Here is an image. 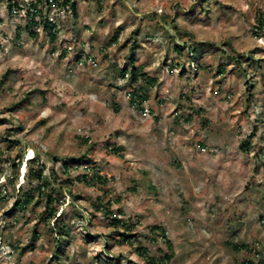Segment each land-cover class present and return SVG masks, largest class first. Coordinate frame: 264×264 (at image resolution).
Returning a JSON list of instances; mask_svg holds the SVG:
<instances>
[{"label":"rangeland","instance_id":"rangeland-1","mask_svg":"<svg viewBox=\"0 0 264 264\" xmlns=\"http://www.w3.org/2000/svg\"><path fill=\"white\" fill-rule=\"evenodd\" d=\"M70 1L74 12L63 0H0V264H147L139 246L166 252L155 225L169 264L263 263L264 0ZM32 4L36 37L25 30ZM130 61L154 84L122 78ZM139 87L143 110L129 104ZM33 164L69 227L61 239L45 194L15 206L37 185ZM91 167L107 184L64 183ZM121 233L136 239L121 244Z\"/></svg>","mask_w":264,"mask_h":264},{"label":"trees","instance_id":"trees-1","mask_svg":"<svg viewBox=\"0 0 264 264\" xmlns=\"http://www.w3.org/2000/svg\"><path fill=\"white\" fill-rule=\"evenodd\" d=\"M56 1V0H54ZM10 4V2L8 3ZM11 5V4H10ZM14 8H18L17 4L13 3ZM32 6L35 10H32L31 13H28V21L29 23H27L25 30H27L30 34V36L32 37H36V34L33 33V31H31V27L36 26L35 23V16L34 14H40V12L35 8L36 5L32 4L30 5ZM61 6H68V9H70L71 11H75V5L74 3H72L70 0H63V3ZM262 26V22H259V28H261ZM42 30L45 31V33L48 36V40L49 41H53L55 36H56V30L55 27L47 22L42 23ZM186 33H184L185 36ZM116 36L115 35L112 38V42L116 41ZM176 51H180L181 48L176 47L175 49ZM220 71V69L218 70ZM120 76L122 78L130 76V80L131 82H137L139 81V79H142L145 84L147 86L153 85L154 84V79H151L149 77H147L143 72L142 69H139L138 67L134 66V62L130 61V66L128 68L123 67L120 70ZM145 87H139V88H133L132 90H130L128 92V98H129V104L130 106H132L133 108L137 109V110H143L142 105L147 101L148 97L145 93L144 90ZM11 143V141L9 140L8 143ZM251 147L250 144V140H246L243 141L240 145V149L244 152L249 151ZM110 150H112L113 153L115 154H119V152L122 151L121 147H109ZM119 156V155H118ZM81 158H85V156H82ZM54 161H57V159L53 158ZM35 163V160H30L29 163ZM38 162H36V166ZM34 165V164H33ZM34 166H30L29 171L27 173V178L29 180V183H33L36 182L37 185L36 186H31V188L25 192L23 195H21V198H19V200H17V202L15 203V206L22 210L25 207H27L29 204H31L33 202L34 196H33V192H38V194H40V196L42 197V194H45V200H46V205L44 208V213H46V221L49 220H53V229L56 230L57 233H59V238H63L64 235H68L69 234V227L66 225L64 220L59 219L60 215L56 217V212H57V208L54 207V204L56 202H59L56 198H53L52 195L48 194V190H49V182L46 180L45 176H44V168H38ZM89 170L91 173V177H88V174H83V175H79L78 177H76L75 179H71L69 180L68 178L64 181V183H69L70 185L72 184L73 181H81L83 182L85 185L89 186L91 184H101V185H105L107 184V179L105 177H102L101 175H99V170L95 167H91ZM69 171V166L68 164H64L62 166V173L65 174L67 176ZM95 181V182H94ZM11 184V187L13 186V181H9ZM136 188H134L133 190H135ZM120 201V198H118ZM110 203L111 200L107 201V204H105L104 202L100 201V199H97L96 201V205H95V210L97 212H101L105 217H111V216H117V214L112 213L111 211H109L110 208ZM119 212V211H118ZM119 215L121 214V212L118 213ZM110 223L111 226L113 228H117L119 226H123V228L126 230V232H129L133 229L134 225L130 224L129 220L127 221H121L119 219H110ZM149 232L152 233H159L161 235V238L163 239V241L165 242L166 245V252H164L162 255H160L159 257H148V251L142 247L139 246L137 249V253L143 257H145L146 263L147 264H169L173 257H174V252H173V247L171 242L167 239L166 237V232L165 230L161 227V226H152L149 229ZM36 236V235H35ZM136 238L134 236L129 235L128 233H121L120 234V239L119 241L121 242V244L123 242L130 244L133 240H135ZM134 242V241H133ZM57 245V244H56ZM232 246V251L238 252L240 250L244 251H248V252H257L256 250V246H249V247H244V246H238V245H231ZM58 247H56V252H58ZM240 264H253L252 261L250 260H244L243 262H241ZM260 264H264L260 262Z\"/></svg>","mask_w":264,"mask_h":264},{"label":"bare ground","instance_id":"bare-ground-1","mask_svg":"<svg viewBox=\"0 0 264 264\" xmlns=\"http://www.w3.org/2000/svg\"><path fill=\"white\" fill-rule=\"evenodd\" d=\"M32 156H33V153H32V152H30V153H29V155H28V157H27V159H30V158H32Z\"/></svg>","mask_w":264,"mask_h":264}]
</instances>
